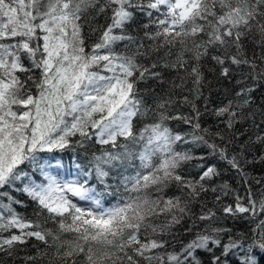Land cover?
Returning <instances> with one entry per match:
<instances>
[{"label": "snow or ice", "instance_id": "snow-or-ice-1", "mask_svg": "<svg viewBox=\"0 0 264 264\" xmlns=\"http://www.w3.org/2000/svg\"><path fill=\"white\" fill-rule=\"evenodd\" d=\"M101 16L106 24H93ZM139 16L147 18L148 47L128 33ZM85 26L99 33L91 44ZM121 44L124 50L117 51ZM161 50L159 59L140 62ZM206 57L220 66L221 77L231 80L233 66L241 75L235 99L212 114L229 130L250 117L255 124V114L245 113L254 91L246 80L264 79V0H0V252L11 254L35 239L44 249L28 259L49 256V264H264V190L256 199L249 188L246 204L236 195L234 206L223 207L256 221L250 241L211 225L195 231L197 221L216 216L203 203L185 230L191 233L187 242L175 248L161 238L194 216L191 206L204 194L232 191L227 182L213 186L221 173L210 157L247 184L244 150L264 143L256 134L233 154L231 137L223 143L216 132L211 135L221 144L206 139L210 132L195 103L203 95ZM158 68L178 73L174 89L183 91L191 81L192 99H182L191 114H171V95L149 105L139 85L162 82ZM171 120L191 130L177 132ZM90 143L102 147L86 162L73 157L75 171L56 155ZM181 145L208 152L195 156ZM194 160L200 161L195 175L184 168ZM170 187L182 196H167ZM109 197L116 203L106 206ZM28 203L35 205L34 219L17 210ZM160 215L168 219L154 224Z\"/></svg>", "mask_w": 264, "mask_h": 264}, {"label": "trees", "instance_id": "trees-1", "mask_svg": "<svg viewBox=\"0 0 264 264\" xmlns=\"http://www.w3.org/2000/svg\"><path fill=\"white\" fill-rule=\"evenodd\" d=\"M147 22V18L144 16H139L137 21L132 23L128 29V33L137 39H139L146 47L152 45V41L148 40L144 36L145 29L142 27L143 23ZM95 25H105L106 21L103 16L98 17L93 21ZM85 34L88 36L86 43H93L99 33L95 35L89 34V29L85 26ZM253 45L248 44V51L251 54ZM123 44L119 45L117 51H123ZM256 54H260L259 48H256ZM164 55V51L161 50L159 53H154L148 58H141L140 62L148 65L152 61L159 59ZM169 59H174V57H169ZM157 71L162 73L163 81L158 80H149L146 84L141 83L139 88L143 95H145L148 100L149 105H155V101L159 97H165L171 95L175 103L170 107L169 111L171 114L176 115L179 113L191 114V108L182 103L183 96H188L189 99H192V94L188 89L192 88V83L189 80L185 85V89L181 91L178 88H173L172 83H180L178 79V73L173 69H164L158 68ZM201 71L205 77V84L202 87L203 95L200 99L196 100L195 103L202 115L200 117V123L203 128L209 129L210 135L206 136V139L209 142H215L221 144L219 137L211 135L212 133L219 132L225 137L223 143H227L228 139L232 138V143L228 145L229 151L233 154L241 151V145L245 144L248 140V137L252 138V141H255V135L261 134L264 135V124H261V120L264 119L262 111H264V79H259L256 81L246 80L249 87L253 88L251 96L253 98V103L250 108L245 110V113L248 112L254 113L255 124H260L259 128L255 127L253 123V118H248L242 120L240 123L236 124L233 130L226 129L225 126L220 123V120L212 114V109L226 104L228 100L235 99V92L238 90L237 81L241 79V75L238 70L233 66L232 69V78L231 80L225 79L220 76V66L216 65L209 57H206L201 62ZM245 71H247L245 69ZM184 72L181 70L179 76H183ZM205 98H207V105L205 104ZM207 107V110H205ZM145 123L150 122V120H145ZM169 126L175 131L182 134L188 133L191 129L188 125L184 124L182 121L171 120L168 122ZM142 126V125H141ZM73 143L76 138H72ZM101 145L90 143L85 148L76 147L75 153L71 150H67L64 153H57L58 157H62L64 164L68 168H72L75 171L72 165L73 157H79L81 161H87L93 152H99ZM107 147V146H103ZM181 149H189L193 155L201 156L208 152V149L203 146L198 145H181ZM264 143H248L246 149L244 150V159L241 163L245 167V171L249 175L248 183L244 184L242 180L238 177L236 171L231 169L230 166L224 161H218L215 158L210 157L209 159L217 164V167L220 171V176L216 177L212 182L213 186H218L227 182L232 191L228 195H224L222 192H208L204 194L200 201L195 202L191 206V211L194 214L192 218L185 217L180 224L174 225L168 232L162 234L161 238L168 241L171 247L179 248L182 242H187L191 238V233L185 232L186 229H189L193 225V219L196 216H199L202 208L201 205L206 204L207 208H211L216 216L211 221L196 222L195 231H200L207 225L212 227L229 229L231 235L235 238H247L250 239L253 236L252 229L255 227V220L251 217L245 219L248 214H238L233 217L229 214H226L223 211V207L226 205H233L235 203V196L240 195L244 197L243 202L247 203V190L250 188L254 198L259 199L261 191L264 190ZM138 164V161L136 162ZM197 163H200L199 160L191 161L184 165V168L187 172L195 175L198 172V169L195 167ZM63 171V170H62ZM134 169H129V173H133ZM257 180H260L261 183H256ZM151 191V190H150ZM123 192V188H121ZM167 196H182V193L175 187H170L166 190ZM219 195L221 197L220 201L217 202L215 197ZM116 203L115 197H109L106 206H111ZM35 205L28 203L26 207H17V210L28 216L29 218L34 219L33 208ZM168 217L165 215H160L158 217H153L152 222L154 224H164ZM259 219V217L257 218ZM48 227H54L50 222ZM15 231V230H13ZM5 236L9 233H4ZM225 241L227 237H224ZM44 245L35 239L29 240L24 245H16L12 250L11 254L0 252V264H49V256L43 258H38L36 260H29V257H38V250H43ZM202 259H207L206 254H201Z\"/></svg>", "mask_w": 264, "mask_h": 264}]
</instances>
